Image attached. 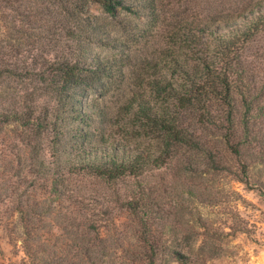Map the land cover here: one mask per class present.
Returning a JSON list of instances; mask_svg holds the SVG:
<instances>
[{"label": "trees", "instance_id": "16d2710c", "mask_svg": "<svg viewBox=\"0 0 264 264\" xmlns=\"http://www.w3.org/2000/svg\"><path fill=\"white\" fill-rule=\"evenodd\" d=\"M168 2L0 0V228L26 264H155L163 236L153 230L169 213L140 196L154 188L167 203V170L203 178L198 193L181 180L179 207L185 191L213 201L212 173L264 201V70L246 52L264 31V0ZM150 27L165 40L148 50ZM120 182L130 184L121 195L135 243L148 249H102L116 242L113 227L74 208ZM182 235L167 252L178 264L219 254V235L199 234L195 246Z\"/></svg>", "mask_w": 264, "mask_h": 264}, {"label": "rangeland", "instance_id": "374dc122", "mask_svg": "<svg viewBox=\"0 0 264 264\" xmlns=\"http://www.w3.org/2000/svg\"><path fill=\"white\" fill-rule=\"evenodd\" d=\"M169 6L172 4L175 8H181L183 5L192 7L194 1L198 0H168ZM239 0H213V7H229ZM95 13H100L97 6H92ZM130 17V16H127ZM127 22V21H126ZM127 27L119 28L121 37H127ZM160 30L156 27H150L142 40V45L151 50L153 47H158L164 44L165 36L159 35ZM247 58L256 68L264 70V31L260 32L246 48ZM4 127H2L3 129ZM0 134L4 135L3 132ZM230 164L235 165L232 158ZM158 172V171H157ZM172 171L167 170L162 175L165 178V189L167 194L165 201L167 203H156L159 199L156 189L145 188L144 193L140 196V202L144 199L149 202L148 206L157 209L162 207L169 216L164 227H157L155 233L162 234L161 241L157 245V250L160 252L155 264H178L174 261L167 252L170 250V235L174 233L186 236L183 245L187 246L192 238L195 239L200 234H212L220 236L221 230L228 232L227 235L220 236L215 248L219 252L217 256L209 258L204 264H264V201L255 190L246 189L243 184L234 181L230 175H220V173H212L204 175V179H212L216 196L213 201L208 204H203L198 201L192 193H182L184 203L182 206H177L176 201L179 197L176 196L175 190L181 189V180L185 181L182 185L186 189L189 186L191 190L198 193L197 182L203 181V178H198L196 174H186L171 176ZM161 174L148 176V180H157ZM223 176V177H222ZM127 182H120L112 186H97L103 194L99 200L90 201L87 198L81 203L74 205L82 215L96 213L103 220L108 221L109 226L113 227L114 238L116 242L108 241L101 245V248L110 252H120L121 250H138L143 246L145 249L149 245L136 244V234L130 228L129 215L125 212V203L122 195L129 192ZM134 186V185H132ZM95 187V188H96ZM177 187V188H176ZM235 190L237 194L233 192ZM180 192V191H179ZM193 195V196H192ZM87 196V195H86ZM181 204V203H180ZM68 203L61 204L63 210L70 207ZM72 208V207H71ZM179 210L181 219L176 221L175 213ZM197 218H199L197 220ZM110 222V223H109ZM117 229L115 231L114 229ZM182 235V236H183ZM187 236H190L188 238ZM163 238H165L163 240ZM199 238V237H198ZM199 241V239H198ZM193 244V243H192ZM194 245V244H193ZM195 246V245H194ZM25 254L19 243L15 244L11 241L7 232L0 228V264H26Z\"/></svg>", "mask_w": 264, "mask_h": 264}]
</instances>
